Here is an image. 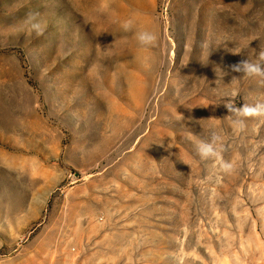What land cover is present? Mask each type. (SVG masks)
I'll list each match as a JSON object with an SVG mask.
<instances>
[{
  "label": "rangeland",
  "instance_id": "obj_1",
  "mask_svg": "<svg viewBox=\"0 0 264 264\" xmlns=\"http://www.w3.org/2000/svg\"><path fill=\"white\" fill-rule=\"evenodd\" d=\"M260 47L264 0H0V264H264Z\"/></svg>",
  "mask_w": 264,
  "mask_h": 264
},
{
  "label": "clouds",
  "instance_id": "obj_2",
  "mask_svg": "<svg viewBox=\"0 0 264 264\" xmlns=\"http://www.w3.org/2000/svg\"><path fill=\"white\" fill-rule=\"evenodd\" d=\"M37 16L38 13H30L27 22L31 25V28L36 31L37 35H42L43 29L40 24L34 22ZM131 27V21H125L122 24V28L125 31L130 30ZM135 38L143 47L154 46L158 40L155 33L146 30L136 32ZM227 68L228 71L226 73H242L248 77L264 78V47H260L259 52H257L256 62H252L249 59H242L237 63L228 65ZM232 78L235 79L236 76ZM224 107L229 113L227 117L231 119L233 127L239 130L245 127L244 118L264 117V102L257 101L254 104H243V106L237 107L232 101L228 100L224 102ZM222 150V137L215 131H211L207 139L199 140L195 144V151L200 159H213L219 163L222 172L230 174L234 171L235 164L233 161H225L222 159Z\"/></svg>",
  "mask_w": 264,
  "mask_h": 264
},
{
  "label": "bare ground",
  "instance_id": "obj_3",
  "mask_svg": "<svg viewBox=\"0 0 264 264\" xmlns=\"http://www.w3.org/2000/svg\"><path fill=\"white\" fill-rule=\"evenodd\" d=\"M248 258H250V257H248ZM251 260H253V259H251ZM254 261V260H253ZM254 262H252L251 264H253Z\"/></svg>",
  "mask_w": 264,
  "mask_h": 264
}]
</instances>
